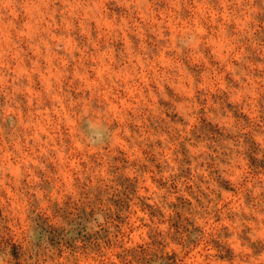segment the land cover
Masks as SVG:
<instances>
[{
	"label": "clouds",
	"instance_id": "9594fccd",
	"mask_svg": "<svg viewBox=\"0 0 264 264\" xmlns=\"http://www.w3.org/2000/svg\"><path fill=\"white\" fill-rule=\"evenodd\" d=\"M0 264H264V0H0Z\"/></svg>",
	"mask_w": 264,
	"mask_h": 264
}]
</instances>
